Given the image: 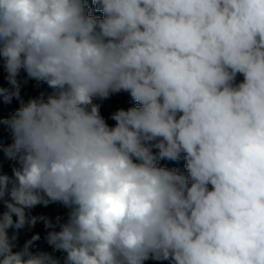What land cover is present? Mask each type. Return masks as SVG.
<instances>
[{"label":"clouds","instance_id":"1","mask_svg":"<svg viewBox=\"0 0 264 264\" xmlns=\"http://www.w3.org/2000/svg\"><path fill=\"white\" fill-rule=\"evenodd\" d=\"M92 2L102 18L0 0V97L22 69L54 90L2 121L19 167L0 175V264H59L30 251L38 235L17 252L7 235L54 229L26 214L50 202L69 209L46 237L64 264H264V0ZM121 91L138 106L110 127L92 100ZM181 159L187 175L160 166Z\"/></svg>","mask_w":264,"mask_h":264},{"label":"trees","instance_id":"2","mask_svg":"<svg viewBox=\"0 0 264 264\" xmlns=\"http://www.w3.org/2000/svg\"><path fill=\"white\" fill-rule=\"evenodd\" d=\"M93 3L92 0H85V2ZM96 7V6H95ZM97 17L102 18L103 13L96 11ZM244 79L242 74H237L236 83L242 82ZM19 83V97H13L10 103H5L3 98L0 97V144L7 146L13 142L11 131L7 124H4L2 121L11 118L17 109L20 108L21 104H27L30 99H41L45 101L49 95L47 90L39 89L37 85L44 86V89H51L46 82L36 81L34 79L28 78L26 72L23 69L20 71L17 77ZM0 87L11 89L12 86L7 80V72L3 68V58L0 57ZM99 105L100 115L105 119L106 123L112 127L115 126L116 121L111 119V114L116 112L119 109L127 110L130 107L138 106L137 102L134 101L130 94L125 91L119 93L111 94L106 99H101ZM157 151V150H153ZM170 162L169 160H162L160 164L165 165V163ZM178 162V161H175ZM19 164L16 160L8 159L2 150H0V175H7L9 177L13 176V168H18ZM5 199H10L5 197ZM7 209L3 204V201H0V215L3 214ZM69 209L63 206L58 202H50L47 206L43 204L36 205L32 209H26V214L32 217H46L52 221L53 224H56V227L46 228L44 220L38 219L34 226L25 225L24 228L15 230L12 228L7 229V235L14 245L12 248L13 252L20 251L24 244L32 238L34 235H38L40 238L33 242L30 246V251L33 253L45 252L54 259H56L59 264H64L66 253L61 250H54L51 245L47 243V234L50 231H59V225L56 223L57 217L60 218V222H66L67 214ZM17 217L13 214V220L15 221ZM16 238L13 240L12 237ZM58 258H57V257Z\"/></svg>","mask_w":264,"mask_h":264},{"label":"rangeland","instance_id":"3","mask_svg":"<svg viewBox=\"0 0 264 264\" xmlns=\"http://www.w3.org/2000/svg\"><path fill=\"white\" fill-rule=\"evenodd\" d=\"M85 3H86V5L89 8L92 9L91 14L92 15H96V7H95V5L93 3L92 4L88 3L87 1ZM37 87H39V89L47 90L49 95L54 91L53 89H44V86H41V85H37ZM100 100H101L100 98L93 97L92 103L98 105L100 103ZM88 107H89V110H90L91 105H89ZM184 165H185V161L183 159L179 160L178 162L170 161V162L165 163V165L160 164V166L167 167L169 169L177 168V169H179V171H181V172H183L184 174L187 175V169L185 168ZM209 187H211V186H209ZM144 264H170V261H167V260L157 261V260L149 259V260L145 261Z\"/></svg>","mask_w":264,"mask_h":264}]
</instances>
